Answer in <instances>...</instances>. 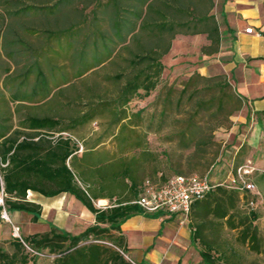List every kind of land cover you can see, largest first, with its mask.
I'll return each instance as SVG.
<instances>
[{"label": "trees", "instance_id": "trees-1", "mask_svg": "<svg viewBox=\"0 0 264 264\" xmlns=\"http://www.w3.org/2000/svg\"><path fill=\"white\" fill-rule=\"evenodd\" d=\"M214 7L215 0H0L5 208L35 223L42 207L27 200L29 192L68 194L94 217L77 235L50 225L22 238L29 249L52 255L51 264H134L118 233L135 215L159 217L134 203L145 181L203 176L214 166L221 152L215 133L229 128L242 96L223 73L194 72L179 88L162 83L163 58L177 36L205 35L201 55L218 53ZM150 135L167 147L153 150ZM246 150L236 153L233 174ZM238 194L216 186L192 204L201 264H240L235 250L213 248L221 228L245 223L236 222ZM98 200L109 205L99 208ZM14 239L11 253L0 243V264H29L37 255Z\"/></svg>", "mask_w": 264, "mask_h": 264}, {"label": "crops", "instance_id": "crops-1", "mask_svg": "<svg viewBox=\"0 0 264 264\" xmlns=\"http://www.w3.org/2000/svg\"><path fill=\"white\" fill-rule=\"evenodd\" d=\"M213 14L218 22L221 33L219 51L217 54L211 56L198 55L200 56L199 61L201 64L191 65L188 76L194 72H198L203 76L223 73L228 77L238 94L242 96L244 102L243 108L232 119L233 124L229 134L235 136L239 143L235 153L242 146H246V151L250 152L253 156V159L248 158L244 161V165H248L252 169V172L247 176L248 180L254 183L252 179L256 176V184L254 183L256 192L251 194L239 191L238 194L239 215L236 222L240 224L241 221H245V223L235 229H228L226 226L221 228V237L217 241L219 245L213 248L230 249L227 241L222 239V235H226L228 232H237V242L241 246H245L252 251L257 250L258 252L260 250L261 239H259V232L255 227L257 215L253 212L259 206H264V189H262L261 183V181H264V8H262L261 0H215ZM248 28H252L253 32L246 33V29ZM179 37L193 38V40L200 39L202 41L200 48L209 44L205 35L177 36L175 40ZM171 51L167 55L174 52ZM231 172L232 168L227 179L231 176ZM219 183L226 184L224 182ZM223 187L232 189L226 186ZM37 195L40 198L41 195ZM64 195L68 194H61L44 201L40 198L39 201L32 202L42 207L41 215L43 217L49 215V210H54L55 206L53 204L55 198ZM251 200L255 203L253 209L248 206V202ZM74 201L77 205V200L74 199ZM106 201L98 200L97 202L102 203ZM242 205H244L247 212L242 211ZM85 212L91 216L92 225L94 223L93 215L86 209ZM23 213L19 211L11 212L10 223H8L12 227L19 225L24 232V237L46 232L49 230L50 225L67 231L65 229L67 217L62 218L61 216H57L49 222L50 224L47 229L31 233L29 232L31 226L40 224L43 222V219L40 217L37 222L33 223L31 221L32 216ZM252 214L255 215V218H252ZM23 215L29 216L28 225L25 227L22 224L24 220ZM61 220L63 222H59ZM197 223L195 215L191 211L189 220L186 223H180L179 219L175 216L150 217L135 215L121 225L118 235L124 237L126 255L136 264H189L188 256L190 249L194 247L200 250L198 242L194 243L192 241L193 227ZM249 225H251L250 232H248L249 236L244 242L239 241L243 230ZM204 234H209L208 228L204 230ZM0 240H4L8 244L15 242L14 237L12 238L11 236L8 224L4 221L0 223ZM195 262L196 264H201L200 255L198 259H195Z\"/></svg>", "mask_w": 264, "mask_h": 264}, {"label": "rangeland", "instance_id": "rangeland-1", "mask_svg": "<svg viewBox=\"0 0 264 264\" xmlns=\"http://www.w3.org/2000/svg\"><path fill=\"white\" fill-rule=\"evenodd\" d=\"M219 7V5H217ZM202 41L200 39L193 40V38H185V37H179L174 42V47L171 52L172 54H169L163 58V64L165 66V72L162 77V83H167L169 85H174L176 88H179L180 83L187 79L189 69L191 68V65L195 64H201L200 56L201 53L199 51L200 45ZM200 53V54H199ZM200 55V56H198ZM220 74V73H219ZM148 100L147 102H138L135 106L145 107L149 104ZM235 118V117H234ZM233 118V119H234ZM232 124L229 126V128H222L216 131L215 133V140L221 144V152L220 156L216 159L214 166L211 168L209 167L207 171L209 172V177L212 183L216 184L219 182L228 183L227 176L231 171V168L235 164V150L238 146V141L235 136H233L230 133V130L232 128ZM151 148L156 151H161L167 147V145L161 144V142L158 140V136L150 135L149 137ZM252 154L250 152H246L242 162L246 159H253ZM206 171V172H207ZM205 172V173H206ZM201 174H204L201 173ZM253 177L252 181L255 183V178ZM227 181V182H225ZM262 183V189H264V181H261ZM256 184V183H255ZM40 198L44 201L48 198L41 197ZM39 196L36 193L29 192L27 195L28 201H39ZM58 201V202H55ZM74 199L69 195H64L59 198H55L53 206H55L54 210H49V215L42 217L43 222L40 224H37L36 226H31L29 232L38 231L41 232L48 228L49 222L58 217H67V224H66V230L73 234L77 235L80 234L82 231L85 230V228L89 225H91L92 218L90 215L85 212V208L80 204V202L76 201L78 204L76 205L74 203ZM95 205L99 208L106 207L109 205V203L102 202L98 203L95 202ZM5 208V205H4ZM242 211L247 212V210L244 208V205H242ZM6 209V208H5ZM3 207L0 206V223L2 221L6 222L9 226V229L11 231L12 238L14 237V231L13 227L8 223V221H5L1 219V213H2ZM7 211V210H6ZM58 212V213H57ZM9 218L11 217V212H8ZM257 215V219L255 220V227L257 231L259 232V239H261L260 244V250L258 252L252 251L250 249H247L245 246H241L237 241L238 238L237 232H228L226 235H222V239H225L230 247V249H225V251H231L232 249L236 251V260L240 264H264V206H259L258 209L253 212ZM26 214V213H23ZM27 215V214H26ZM26 215L24 216V220L22 221V224L25 226L28 225V217ZM39 217V219H40ZM47 217V218H46ZM38 219V220H39ZM12 220V219H11ZM58 221V220H57ZM59 222H63L62 220ZM34 223V222H33ZM19 229V236L21 238H24V232L22 231L21 227L18 225H14ZM1 241V246L4 250L8 252H13L14 248L12 247V244L5 243L4 240ZM222 250V249H221ZM199 249H195L192 247L189 251V264H196L195 259H198L199 257ZM124 258L129 261L125 256ZM129 258V257H128ZM53 259L52 255H39L36 256V258L32 259L29 264H51ZM131 260V258H129Z\"/></svg>", "mask_w": 264, "mask_h": 264}, {"label": "built area", "instance_id": "built-area-1", "mask_svg": "<svg viewBox=\"0 0 264 264\" xmlns=\"http://www.w3.org/2000/svg\"><path fill=\"white\" fill-rule=\"evenodd\" d=\"M252 32V28L246 29V33ZM209 172L203 176L176 175L168 179L163 184L145 181L141 193L134 203L137 204L146 214L175 216L179 219L180 223H186L189 220L192 204L195 201L204 198L216 186H226L251 194L256 192V186L254 183L250 182L247 177L252 172V169H250L248 165L239 167L236 174L231 172V176L229 177L227 184L212 183L209 177ZM4 196L3 184L0 182V206L3 207L1 219L10 222L8 213L4 208ZM248 206L253 209L255 207L254 201H249ZM13 231L14 237L19 239L24 244L22 238L18 234L19 229L13 226ZM25 247L28 251H31L37 256L42 255L33 252L26 245ZM124 256L131 261L127 255L124 254Z\"/></svg>", "mask_w": 264, "mask_h": 264}]
</instances>
